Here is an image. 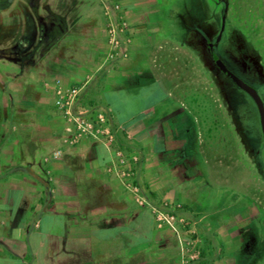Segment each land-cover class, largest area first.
I'll use <instances>...</instances> for the list:
<instances>
[{"label": "crops", "instance_id": "0c3cea01", "mask_svg": "<svg viewBox=\"0 0 264 264\" xmlns=\"http://www.w3.org/2000/svg\"><path fill=\"white\" fill-rule=\"evenodd\" d=\"M111 1L127 24L128 56L106 64L102 0H0V258L21 247L16 257L28 264H185V233L158 227L137 205L130 179L119 175L127 169L117 168L120 150L138 159L134 185L153 205L184 206L202 240L194 264H233L235 224L211 228L190 206L184 169L167 167L168 101H181L173 92L190 67L170 34L169 0ZM80 85L75 110L104 112L113 143L64 145L56 92Z\"/></svg>", "mask_w": 264, "mask_h": 264}, {"label": "rangeland", "instance_id": "374dc122", "mask_svg": "<svg viewBox=\"0 0 264 264\" xmlns=\"http://www.w3.org/2000/svg\"><path fill=\"white\" fill-rule=\"evenodd\" d=\"M223 1L225 27L214 52L264 101L256 86L264 83V13L257 12L256 0H169L170 34L190 67L184 88L173 92L181 101H168L174 105L168 108L173 123L172 132L165 131L164 148L167 167L184 169L192 209L211 228L229 220L235 224L239 243L233 264H264V140L258 111L218 70L208 51L221 31ZM35 238L29 239L30 254L41 263ZM20 250H10L13 259L0 258V264H28L16 257Z\"/></svg>", "mask_w": 264, "mask_h": 264}, {"label": "built area", "instance_id": "2783aa9c", "mask_svg": "<svg viewBox=\"0 0 264 264\" xmlns=\"http://www.w3.org/2000/svg\"><path fill=\"white\" fill-rule=\"evenodd\" d=\"M107 18V34L106 41L108 52L104 63H115L119 60L127 58V53L123 50V36L127 31V24L121 16L120 5L111 0H102ZM84 85L73 86L66 90L58 89L55 96V108L62 115L66 127L64 130V145L71 146L77 144L84 138H92L104 143H113L115 141L114 134L110 128L109 120L104 112L91 110L87 112H79L75 110L76 101L80 95ZM61 150L53 154V158H58ZM117 168L126 167L119 171L121 177L130 179L129 188L135 196L137 205L146 206L150 209L155 223L158 227L167 225L174 227L178 224L185 233L182 238V244L185 252V264H194L201 255L202 240L197 234L193 221L182 215V205L171 206H155L143 190L134 185L133 168L138 159L132 157L126 159L124 154L118 150L116 153ZM179 210L180 212H177Z\"/></svg>", "mask_w": 264, "mask_h": 264}, {"label": "water", "instance_id": "95a60500", "mask_svg": "<svg viewBox=\"0 0 264 264\" xmlns=\"http://www.w3.org/2000/svg\"><path fill=\"white\" fill-rule=\"evenodd\" d=\"M223 4H224V12L222 15L221 31L218 34L216 40L214 42L208 44V51H209V54H210V56H211V58L215 64V66L218 68V70L224 76H226L238 89H240L241 91L246 93L251 98V100L254 102L256 109L258 111L260 129H261L262 137L264 140V103H263L260 95L258 94L257 90L254 87L247 84L246 82L241 80L239 77H237L235 74H233L226 67V65L222 62V60L216 55V53L214 52V46H215V44H217L220 41L221 33L223 32L224 27H225V16H226V12H227V2L223 1Z\"/></svg>", "mask_w": 264, "mask_h": 264}, {"label": "trees", "instance_id": "16d2710c", "mask_svg": "<svg viewBox=\"0 0 264 264\" xmlns=\"http://www.w3.org/2000/svg\"><path fill=\"white\" fill-rule=\"evenodd\" d=\"M256 3L258 4V10H257V12L259 13V14H263L264 13V3L261 1V0H256ZM242 30H244L245 29V27H243L242 26ZM263 54H264V52H263ZM229 70L230 71H233L232 69H230L229 68ZM245 82V81H244ZM248 84V83H247ZM250 85V84H249ZM252 86V85H251ZM256 86L257 87H259V90H261L262 92H264V83H259V84H256ZM252 87H254V86H252ZM255 88V87H254ZM256 89V88H255ZM257 90V89H256ZM258 92V91H257ZM258 94H259V92H258ZM263 101V100H262ZM263 103H264V101H263ZM183 209H184V206H182V209L180 210V211H183ZM177 212H180L179 210H176ZM201 256V255H200Z\"/></svg>", "mask_w": 264, "mask_h": 264}]
</instances>
